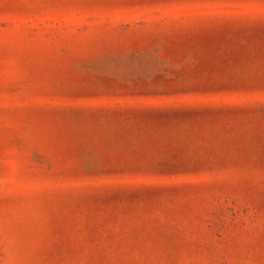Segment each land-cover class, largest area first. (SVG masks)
<instances>
[{"label":"rangeland","instance_id":"1","mask_svg":"<svg viewBox=\"0 0 264 264\" xmlns=\"http://www.w3.org/2000/svg\"><path fill=\"white\" fill-rule=\"evenodd\" d=\"M0 264H264V0H0Z\"/></svg>","mask_w":264,"mask_h":264}]
</instances>
